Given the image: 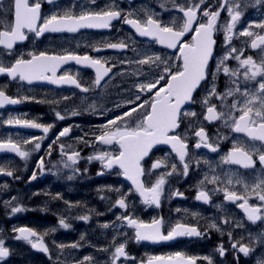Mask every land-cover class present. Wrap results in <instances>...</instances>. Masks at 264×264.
Returning a JSON list of instances; mask_svg holds the SVG:
<instances>
[{
  "label": "snow or ice",
  "instance_id": "snow-or-ice-1",
  "mask_svg": "<svg viewBox=\"0 0 264 264\" xmlns=\"http://www.w3.org/2000/svg\"><path fill=\"white\" fill-rule=\"evenodd\" d=\"M44 4L51 6L47 15L42 14ZM249 7L253 10L264 8V0H142L140 4L131 0L126 5H122L121 0H67L65 3L61 0H0V78H7L5 84L0 85V109L26 102L65 103L63 114L53 108L59 121L85 112L105 118L102 124L87 131L81 129L82 135L76 137L71 135L73 125L63 127L48 144L46 153L51 157L55 145L60 159L46 168L45 157L41 156L36 165L40 174L53 169L56 170L54 174L69 170L71 175L66 178L73 180L81 175L78 167L81 160L89 164L95 161L101 165L97 176L115 170V175L131 183L127 189L123 185L106 189L117 197L108 211L113 208L124 211L116 215L115 220L100 225L104 229H114L111 241L105 246H89L97 254H108L107 259L101 261L92 254L71 257L72 250L85 246L82 243L85 234H81L78 241L71 243L51 241L55 264H126L128 261L131 264H215L214 255L223 260L229 251L236 264L241 255L251 259L253 264H264V230L255 238L249 234V243L243 242V236L236 239L232 231L224 230V226L244 227L243 221L234 222L225 215L224 202L242 210L246 221L253 226L264 223V17L238 29ZM222 12L225 13L223 20ZM168 13L173 14L165 19ZM114 22L128 26L135 36H121L118 28L115 42L91 43L83 53L75 48L17 51V46L30 37L38 40L49 33H78L86 29L111 31ZM218 34L222 35L219 45ZM136 36L147 38L161 49L174 50V54L168 56L138 44ZM188 36L191 38L187 39ZM241 37L248 39L240 41ZM234 39L240 41L239 48L233 44ZM218 47L222 54L217 53ZM129 49L133 55H123ZM107 50L122 55L116 60L98 55ZM247 50H259L258 58L245 55ZM230 61H235V65L229 66ZM69 64L77 66L76 72L66 68ZM82 69H91L94 73L91 81L85 82L87 86L78 79ZM221 77H224L222 88L218 83ZM129 80L133 81L130 85ZM10 82H17L20 87L37 82L74 86L81 93L82 108L69 109L70 96L37 100L19 89L15 95H9L7 83ZM110 92L128 98L117 102L110 99ZM201 92L198 99L197 94ZM97 100L108 101L112 106L97 104ZM197 104L201 107L199 113L194 108ZM215 123L229 134L217 129L216 135L210 137L205 125ZM0 125L42 130V136L0 138V153H10L24 161L41 150L43 140L55 127L54 123L44 124L38 119L12 114L0 119ZM62 138L71 142H62ZM225 141L230 143V148L217 160L196 158L195 150L220 153L221 143ZM77 145L82 147L77 148ZM83 148L93 151L83 156ZM162 148H166L163 155L153 159L154 152ZM201 166H206L207 171L201 169V178L194 185L197 189L194 200L207 205L213 202V196L222 194V202L214 204L220 216L208 218L201 226L202 214L187 208H175L176 213L184 215L174 222L162 215L146 221L135 214L136 203L130 199L134 195H138L143 205L157 209L163 201L186 199L184 192L174 189L170 181L174 177L187 179L190 170ZM231 166H237L236 170ZM240 169L246 170L245 173ZM83 171L86 173L87 169ZM0 175L14 177V171L0 162ZM36 179L34 170L29 183ZM0 189L8 190L9 185L0 183ZM46 195L53 201H63L66 213L81 207L80 202L63 200L60 193ZM2 203L12 216L29 210L16 196ZM84 209L87 214L78 215L76 219L87 222L92 214L103 215L95 209H87L86 205ZM186 217H191V222H185ZM58 226L61 229L71 227L63 215L58 219ZM125 227L132 230L131 237L122 230ZM56 231V227L43 232L30 226L12 228L16 241L26 242L31 249L47 254L50 260L53 251L45 237ZM212 231L221 237L227 235L228 248L220 243L206 255L178 250L140 258L126 250L130 240L160 243L179 238L203 239L210 238ZM10 255L4 229L0 226V262Z\"/></svg>",
  "mask_w": 264,
  "mask_h": 264
},
{
  "label": "flooded vegetation",
  "instance_id": "flooded-vegetation-1",
  "mask_svg": "<svg viewBox=\"0 0 264 264\" xmlns=\"http://www.w3.org/2000/svg\"><path fill=\"white\" fill-rule=\"evenodd\" d=\"M130 1L131 0H127ZM139 1V0H135ZM46 4L43 5V8ZM251 16V15H250ZM225 18V13L222 15V20ZM258 18V15L255 16L254 19ZM253 19V20H254ZM259 21V20H258ZM249 22L248 19L241 20L240 24L238 25V29H242L247 23ZM117 23V22H116ZM114 27H116L114 22ZM113 27V29H114ZM128 27V26H127ZM129 28V27H128ZM112 29V30H113ZM89 30V31H87ZM86 32H96L103 35V33L108 32V30H97L93 31L92 29L81 30L78 33H59V34H45L44 37L38 39L43 40L48 37L60 38L62 36H69L71 35H78L79 33H86ZM111 32V31H110ZM138 37V36H137ZM190 37V36H188ZM31 38V37H30ZM29 38V40H30ZM142 41H148L147 38H142ZM191 38V37H190ZM28 40V41H29ZM28 41L24 42L23 44L27 43ZM218 45L222 41V35H217ZM233 41L239 42L238 40L234 39ZM23 44L17 46V48ZM154 46V45H153ZM154 48L162 51L167 52L169 54H174V50L168 49H161L160 46L156 45ZM21 49L17 50L20 51ZM49 50H53L52 47ZM217 53L222 54L220 48H217ZM255 53L259 52V50L254 51ZM83 53V52H81ZM232 64L229 62V65ZM66 68L70 69L73 72H76L77 66L75 64H69ZM88 74H91V77H87ZM93 71L91 69H82L80 71V76L78 79H81L82 83L90 82L93 78ZM7 78H0V85H4ZM219 87H223L224 85V77L220 78ZM87 86V83H85ZM29 87L35 90L46 91L48 89L51 90L53 94H56L57 97H60L64 92H71L78 94L74 86H57L47 82H37L33 85H24L20 87L17 82H10L7 83V90L9 95H15L17 90L22 91V89ZM203 93H198L197 98L202 95ZM31 103H22L19 105L8 106L4 109H0V119L5 118L7 115H21L22 113L28 114L31 112L32 109H38L37 107L31 106ZM53 108L57 111H61L62 114L64 112L63 104L59 105H49L47 103V108H45L46 114L49 115L50 118L53 116ZM195 110L199 113L201 111V107L199 104L194 106ZM83 115V114H82ZM22 116V115H21ZM26 116V115H25ZM23 116V117H25ZM77 117H82L81 115ZM29 119H38L40 123H53L52 119H42L36 116L28 115ZM75 118V117H73ZM66 120V119H65ZM65 120L54 123L55 127L49 132L46 139L43 140L44 147L39 151L38 154L31 155L27 161L21 160L18 157H14L13 154L10 153H1L0 154V162L5 164L6 166L10 167L14 171V177H8L4 175H0V183H6L9 185L8 190L0 189V226L4 229V238L6 240V246L10 248V257L6 259L4 262H0V264H55V251L52 249L51 242L55 240L57 243H63L68 239H71L70 236H66V232H55L50 233L47 237H45V242L49 244L50 250L53 251V258L50 260L47 254L39 251L31 249L30 245L26 242L16 241L14 238V234L11 229V223H16L17 226H30L36 228L37 231L43 232L42 225H37L39 221L43 220H33L36 219V215H48L50 213H55L53 210L54 202L62 204L63 201L61 200H51L50 197L46 195V192L49 190L51 195H55L60 193L63 197V200H69L72 198L74 200L81 199L82 201H86V207L89 209H95L96 212L103 213V215H95L92 214V217L89 221L84 222L76 219L77 216L76 211L68 214V223L71 225L69 229H66L69 233H74L75 237H73L74 241H78L81 234H85V241L82 242L85 246L81 249L72 250L71 257H82L86 254H92L94 257H100L99 260L103 261L107 259V255L105 254L104 257H101L102 253L97 254L95 249L91 245H95L97 247L105 246L108 242L111 241L114 229L108 228L103 229L100 227L102 222H111L115 220L116 215H119L124 210L119 208H113L112 211H108L109 207L114 203L115 199L117 198L116 195L112 192L107 191V186H119L123 185L125 189L131 187L130 181H127L125 178L115 175V170L112 172H105L102 176H97V172L100 170L101 165L99 162H92L91 164L87 163L84 160H81L78 164V167L81 169V175L76 176L73 180H68L67 178L64 179V183H62V179L68 175H71L69 170H62L58 174H54L56 172L55 169L52 171H45L43 175L40 174L39 170L37 169L36 165L41 156L45 157V164L46 168H50L51 164L56 163L60 159V154L58 148L54 145L53 152L51 157L46 155L48 150V144L52 142L54 137L58 134L63 127H67L68 125L63 124L61 122H65ZM206 131L208 132L210 137H214L216 135L217 129L220 132L228 135V130L222 128L219 123H215L213 125H205ZM184 125H182V130ZM20 136L23 138H29L32 136H39L43 135L42 130L39 129H17L14 127H8L5 125H0V138H5L7 136ZM73 137L77 135L75 131L71 133ZM191 135V133L189 134ZM232 136H238L240 134H231ZM242 138V137H241ZM62 142H71L65 141L62 138ZM190 144V151H191V144L192 141H189ZM82 146L77 145V148ZM230 148V143L228 141L221 143V152L220 153H211L207 149H200L195 150L196 158H206L210 161H215L218 159L219 155L223 152H226ZM166 148H162L160 151H155L153 154V159L156 157H160L163 155V152ZM93 150L91 148H83L82 155L87 156L91 154ZM50 161V163H49ZM147 167V165H145ZM233 170H236L237 166H231ZM84 169H87V172L84 173ZM201 169L203 171H207L206 166H201V168H196L195 170H190V175L187 179H181L179 177H174L171 179L170 183L174 189H179L180 191L184 192L186 199L182 198H174L171 201H163L161 208L157 209L155 207L148 208L147 206L140 203V199L138 195H134L130 197L131 200H134L136 203V207L134 209L135 214L144 220H151L154 217L164 216L166 220H172L173 222L176 219H180L184 214L183 213H176L174 210L177 207L182 209L187 208L190 211H196L202 214L204 219L200 220L201 226H204L208 220V218L214 216H220L221 214L217 209H215L214 204L222 202V194H217L213 196V202L210 204H203L202 202H197L194 200L196 195L197 189L194 187L196 181L201 178ZM37 172V179L31 181L29 183V177L31 176L33 171ZM241 173H245L246 170L240 169ZM59 177V182H54L52 177ZM15 177H20V179H15ZM49 184V185H48ZM52 187H58V191L53 194ZM71 188V190L68 189ZM211 187V186H209ZM77 192V194H71L72 192ZM33 193H40L39 195H33ZM15 194L18 201L24 204L26 207L29 208V214L21 215V213L15 214L14 218H8L10 216V209L3 205V201L9 199L11 195ZM71 194V195H70ZM101 197H105V199H101ZM226 206V213L234 222H244L243 228L234 229L231 226H224L225 231H232L233 237L239 239L243 236L245 239L243 242L249 243L248 237L249 234L256 237L257 233L264 230V223H257L253 226L250 222L246 221V217L242 213V210L238 209L235 205L230 204L228 202H224ZM33 205V206H32ZM34 207L35 210L32 209ZM86 213V212H85ZM55 220H47L48 217H45V225L47 228H52L53 222L56 224L58 223L59 216L57 214H53ZM30 219V220H22V219ZM191 217H186L185 222H191ZM218 223H222V220H218ZM117 224L119 222L117 221ZM60 230L61 228L58 227ZM65 230V229H63ZM123 231L128 233V236L131 237L133 235L132 230L128 228H123ZM203 230V227L201 228ZM13 238H9L12 237ZM13 241V242H12ZM120 241L118 240L117 243ZM220 243H224L225 247L228 248V237L227 235L221 237L217 232L212 231L210 233V238L205 237L203 239L199 238H179L174 241L169 242H160V243H152V242H141L135 243L132 240L129 241L126 250L135 257H144L146 255L152 254H167L169 252L183 250L188 252L189 254H197V255H206L212 253L213 249ZM250 246H253L250 244ZM259 250V249H258ZM71 257L69 259H71ZM213 259L215 264H236L233 259V253L229 251L226 256L221 260L218 255H214ZM126 264H131V261L126 262ZM239 264H253L251 259H246L242 255L240 256Z\"/></svg>",
  "mask_w": 264,
  "mask_h": 264
},
{
  "label": "rangeland",
  "instance_id": "rangeland-1",
  "mask_svg": "<svg viewBox=\"0 0 264 264\" xmlns=\"http://www.w3.org/2000/svg\"><path fill=\"white\" fill-rule=\"evenodd\" d=\"M7 2V0H6ZM67 2V0H61V3H65ZM122 2V5H126L128 3H131L130 1H127V0H121ZM142 2V0H139V1H135L136 4H140ZM135 6V5H133ZM50 9H51V6L46 4V6L43 8V11H42V14H49L50 12ZM159 10V9H157ZM173 13H168L167 15H165V19H168ZM222 15H223V12L221 14V18H222ZM251 15V16H250ZM258 15V18L254 19L255 16ZM262 17H264V8H257L255 10H253L251 7H249L247 10H246V14L242 17V20L245 18V19H248L249 22L253 21V19L255 21L258 22V20H260ZM248 22V23H249ZM115 25L116 27H114L113 30L108 31V32H105L103 33V35H101L100 33H96V32H86L84 34L82 33H79L78 35H71L69 34V36H62L60 38H54V37H48V38H45L43 40H33L32 38H30V40L19 46L17 48V50L21 49L20 51H23V52H28V51H32V50H37V51H40V50H49L51 47L53 50H56V51H60L62 49H73L75 48L77 51L79 52H84L87 49V45L91 44V43H95V42H102V41H109V42H115L114 40V37L116 36V29H121L119 35L121 36H124V37H128V36H135V34L132 32V30L130 28H128L126 25H123L122 23L120 22H115ZM89 31V30H87ZM93 31H97V30H93ZM138 41V44H142L143 46L145 47H151L153 51H160L158 50L157 48L155 49L154 45L153 46V43L152 41L148 40V41H142L143 39L139 38V37H135ZM187 39H190V37H187ZM245 39H248V38H244V37H241L240 38V41H243ZM240 41L239 42H236V41H233V44H235L238 48L241 46L240 45ZM79 46V47H77ZM256 50H247L245 52V55H253L254 59H257L258 58V53L254 52ZM162 52V51H160ZM163 53H166L168 56H172L173 54H169L167 52H163ZM98 55H101V56H106V57H111L113 60H116L119 56H121L122 54L118 51H113V50H107V51H104V52H101V53H98ZM123 55H127V56H132L133 53L131 52V50L129 49L127 52L123 53ZM6 59H9V57H5ZM232 64H230L229 66H234L235 65V61H230ZM114 71H117V69H114ZM87 77H91V74H88ZM117 80H119V78H117ZM133 81L132 80H129L128 81V84L130 85ZM23 94L25 95H33L37 98V100H52L54 98L57 97L56 94H53L51 92L50 89L46 90V91H40V90H35L33 88H29V87H26L24 89H22L21 91ZM78 94H75V93H71L69 91L67 92H64L60 97H63V96H70L72 97L71 100H69L67 102V107L69 109L71 108H82V106L80 105L79 103V97L81 95V93L79 91H77ZM109 96H110V99H115L117 102H120L122 100H126L128 97L125 96V95H121V96H116L115 95V92H110L109 93ZM58 97V98H60ZM97 104H105L107 107H111V103L108 102V101H101V100H97L96 101ZM28 103H31L33 105V107H37L38 109H32L31 112H28V114H25V113H22L21 115L22 116H25V118L28 117V115H31V116H36V117H39V118H42V119H52L53 123H57V122H60L59 120H57V118L55 117L54 113H53V116L52 118L49 117L48 114L44 113L45 112V108H47V103H33V102H28ZM63 104V109L65 108V103H61ZM82 117H68L65 122H61L63 124H66V125H73L74 126V129L73 131H75L77 133L76 136H80L82 135V131L81 129H83L84 131H87L88 129L90 128H93L94 126L96 125H99V124H102L104 122V117L99 115V114H91V113H88V112H85L83 115H81ZM76 125H79V127H75ZM39 136H42V135H39ZM75 136V137H76ZM44 147V144L42 143V148ZM41 148V149H42ZM39 152H36L34 153L33 155L35 154H38ZM67 177V176H66ZM66 177H64L62 179V183H64V179H66ZM52 179L54 180V182H59L60 178L59 177H52ZM49 185V184H48ZM51 185V190H53V194L56 193L58 191V187H52V184ZM69 190H71L70 187H68ZM72 193L71 194H77V192H74V191H71ZM46 193H50L51 192L48 190ZM70 194V195H71ZM12 196H15V194L11 195L10 197ZM48 197H50L49 195H47ZM9 197V198H10ZM65 200V199H64ZM69 202H72V203H76V202H80L81 204V207L79 208H74L70 213H72L73 211H76L77 213V216L78 215H83V214H87L85 213V209H84V206L87 204L86 201H82L81 199H78V200H74L72 198H69V200H67ZM33 206V205H32ZM27 209H29L28 207H26ZM64 208H65V205L64 203L62 204H59L57 202H54L53 204V210L55 213H50L48 215H36V219H33V220H43L42 223L41 221L38 222L37 225H42V228L43 230L42 231H45V230H48L50 228H47L46 225H45V217H48L49 219L47 220H55L54 219V216L53 214H57L59 217L61 215L65 216L66 219L68 218V214L69 213H66L64 211ZM33 210L34 207H32ZM89 209V208H87ZM29 210L25 211V212H22L21 215H26V214H29ZM11 216V219L14 218V216ZM59 219V218H58ZM22 220H30L28 218L26 219H22ZM66 222H68V220H66ZM105 223V222H102V224ZM16 223H11V229L16 227ZM52 227H56L57 228V231L56 232H66L67 235L66 236H70L71 239H68L66 241H63V243H71V242H74L73 240V237H75V234L74 233H69L66 229L63 230V229H58V223L56 224L55 222H53V226ZM104 229V228H103ZM9 238H13L12 237H9ZM13 242V241H12ZM51 242V241H49ZM105 253H102L101 254V257H104ZM97 259H99L100 257H96Z\"/></svg>",
  "mask_w": 264,
  "mask_h": 264
},
{
  "label": "water",
  "instance_id": "water-1",
  "mask_svg": "<svg viewBox=\"0 0 264 264\" xmlns=\"http://www.w3.org/2000/svg\"><path fill=\"white\" fill-rule=\"evenodd\" d=\"M1 154V153H0Z\"/></svg>",
  "mask_w": 264,
  "mask_h": 264
}]
</instances>
